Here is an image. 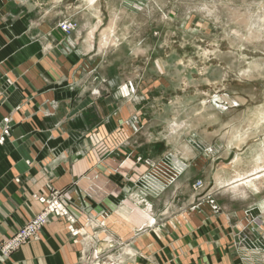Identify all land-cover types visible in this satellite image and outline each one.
I'll use <instances>...</instances> for the list:
<instances>
[{"label": "rangeland", "instance_id": "374dc122", "mask_svg": "<svg viewBox=\"0 0 264 264\" xmlns=\"http://www.w3.org/2000/svg\"><path fill=\"white\" fill-rule=\"evenodd\" d=\"M2 18L11 27L20 23L30 31L56 32L58 55L52 71L58 83L66 82L59 100H72L83 84L90 98L99 92L113 100L116 125L128 136L134 135L143 154L138 161L148 165L142 174L132 175V182L119 185L120 194H126L129 202L145 210L147 200L157 201L187 173L195 180L192 190L214 187L213 197L221 207H233L241 214L248 208L261 212L264 167L254 169L256 157L264 155L260 121L264 114V0H0ZM63 25L69 30L63 31ZM40 39L45 42L44 36ZM71 54L76 57L68 61ZM42 55L47 59L48 52ZM25 71L41 76L36 67ZM15 72L12 81L23 74ZM5 93L0 85L1 103ZM32 96H24L20 105L26 116H30L28 107L35 110ZM54 103L44 104L40 114L49 116ZM19 107L15 113L22 116ZM15 120L13 115L1 120L0 143L21 138ZM67 135V139L79 138L72 131ZM36 140L34 132L27 138L31 144ZM230 153L233 158L226 163ZM31 155L26 160L29 165ZM78 159V155L69 156L63 166L69 169ZM179 161L187 166L175 174ZM35 169L48 178L47 194L32 196L43 206L37 215L47 216L41 228L49 221L62 220L70 237H87L91 230L102 229L125 203L120 195L97 203L83 191L74 199L66 198L53 187L54 173L46 163ZM92 171L107 180L115 176L102 160ZM130 184L131 191H124ZM149 185L156 191L149 192ZM161 186L166 188L159 191ZM133 191L137 197L131 199ZM195 205L189 209L212 221L200 207L194 210ZM176 216L158 218L175 222ZM242 216L246 223L239 224L238 235L247 224L259 226L252 214L251 219ZM137 231L139 235L145 230ZM105 244L112 250L115 245L108 240ZM90 255L94 261L89 259L88 264H128L110 255L111 259L104 260L96 252ZM256 263L264 264V257Z\"/></svg>", "mask_w": 264, "mask_h": 264}, {"label": "crops", "instance_id": "0c3cea01", "mask_svg": "<svg viewBox=\"0 0 264 264\" xmlns=\"http://www.w3.org/2000/svg\"><path fill=\"white\" fill-rule=\"evenodd\" d=\"M9 22L6 18L0 19V85L6 92L5 100L0 102V122L6 115H13L21 138H6L0 143V249L43 209L32 199L33 195L47 194L48 178L35 169L37 165L46 163L49 172L54 173L53 187L61 190L66 198L74 199L83 191L97 203L107 196L118 195L125 203L115 208L117 213L102 229L88 232L90 237H70L64 221H49L34 239L11 254L5 256L0 250V264H88L89 259L94 261L91 252H96L97 258L103 260L113 256L116 261L128 264H257L259 257H264V210H242V214L250 211L259 220V226L247 224L245 232L238 235L239 224L246 223L242 214L233 207H221L213 197L214 187L206 191L192 190L195 180L187 173L157 201L147 200L145 210L129 202L126 194H120L119 185L132 182L135 178L132 175L142 174L148 165L138 161V158L143 159V154L138 148L140 143L133 140L134 135L128 136L129 133L116 125L113 100L103 98L99 92L90 98L86 84L78 87L72 100H59L58 94L66 89V82L64 79L58 83L52 71V61L58 55L56 32L30 31L20 23L11 27ZM42 36L45 42H41ZM45 52H48L47 59L42 55ZM75 57L71 54L66 59L71 61ZM32 67L39 69L41 76L26 74L25 70ZM12 70L17 76L22 72L25 75L19 76L20 80L12 77V81ZM31 93L35 110L28 107L30 116H26L20 105L23 97L32 96ZM90 99L92 103H84ZM51 101L55 102V109L51 108L50 115L43 117L42 107ZM17 107L24 116L15 113ZM262 116L260 121L264 125V114ZM68 131L75 132L79 138L67 139ZM33 132L37 140L31 144L27 138ZM97 138L101 140L97 142ZM92 147L95 148L90 150ZM30 154L32 165L26 163ZM74 154L80 160L65 168L63 165ZM190 158L192 156L187 158V163ZM236 158L234 154L233 161ZM101 160L115 171L111 180L92 171ZM255 165L254 171L264 167V155L256 157ZM130 188L131 184L124 191L130 192ZM136 195L133 191L131 199ZM195 203L194 210L199 211L200 207L212 221L189 209ZM213 206L218 209L215 214L211 211ZM163 215H177L176 221H160L158 216ZM139 229L145 231L136 235ZM106 240L115 243L113 250L107 247Z\"/></svg>", "mask_w": 264, "mask_h": 264}, {"label": "built area", "instance_id": "2783aa9c", "mask_svg": "<svg viewBox=\"0 0 264 264\" xmlns=\"http://www.w3.org/2000/svg\"><path fill=\"white\" fill-rule=\"evenodd\" d=\"M63 31L69 30V28L65 25L62 26ZM212 210L217 213V208L213 207ZM244 216H248L253 218L250 212L245 211ZM46 215H37L32 218L30 222L25 223L21 228H19L12 237L8 238L2 245H1V253L3 255H8L17 250L22 245L29 242L31 239H34L37 232L41 228V226L45 223ZM250 223H254L250 221Z\"/></svg>", "mask_w": 264, "mask_h": 264}, {"label": "bare ground", "instance_id": "6f19581e", "mask_svg": "<svg viewBox=\"0 0 264 264\" xmlns=\"http://www.w3.org/2000/svg\"><path fill=\"white\" fill-rule=\"evenodd\" d=\"M226 99V98H225ZM224 100V99H223ZM227 100V99H226ZM180 162V161H179ZM177 163V162H176ZM187 165H185L184 163L180 162L179 164H177L176 170H175V174H181V171H184V168ZM187 169V168H186ZM164 176V175H163ZM173 182V181H172ZM166 187L165 186H161L159 188V191H163ZM147 189H149V192L151 191H156V189H152V185L147 186ZM261 208L264 210V204L261 205Z\"/></svg>", "mask_w": 264, "mask_h": 264}, {"label": "water", "instance_id": "95a60500", "mask_svg": "<svg viewBox=\"0 0 264 264\" xmlns=\"http://www.w3.org/2000/svg\"><path fill=\"white\" fill-rule=\"evenodd\" d=\"M232 158H233V153H230L226 160V163H228Z\"/></svg>", "mask_w": 264, "mask_h": 264}]
</instances>
